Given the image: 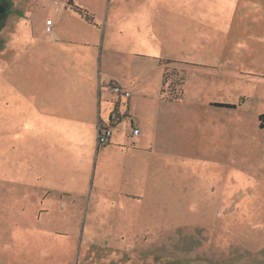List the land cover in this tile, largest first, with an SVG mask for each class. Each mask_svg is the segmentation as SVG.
<instances>
[{
	"label": "rangeland",
	"instance_id": "374dc122",
	"mask_svg": "<svg viewBox=\"0 0 264 264\" xmlns=\"http://www.w3.org/2000/svg\"><path fill=\"white\" fill-rule=\"evenodd\" d=\"M2 1L0 264L6 252L40 249L90 260L150 250L156 263L178 250L200 261L219 237L233 250L249 244L264 263V0H80L101 28L89 27L98 37L74 49L82 57L73 62L65 48L51 53L40 31L47 6L54 19L65 14L62 26L72 6ZM165 61L175 63L166 74L183 77V97L161 103L154 126ZM87 68L88 76L72 78ZM99 81L109 99L118 97L112 84L133 93L131 116L151 124L146 152L97 150L96 121H76L82 112L72 104L86 107L88 87ZM45 140L51 147L39 146Z\"/></svg>",
	"mask_w": 264,
	"mask_h": 264
},
{
	"label": "crops",
	"instance_id": "0c3cea01",
	"mask_svg": "<svg viewBox=\"0 0 264 264\" xmlns=\"http://www.w3.org/2000/svg\"><path fill=\"white\" fill-rule=\"evenodd\" d=\"M71 3L73 6H77L80 8L85 9L87 12L90 13V15L94 18V21L96 24H90L82 17L75 12L74 9L68 10V15L66 14V17L64 18L65 22L63 26L60 24V21L63 19V16L65 14L62 13V15L57 14V18L54 19V16L51 17V13L55 15L54 10L52 11L51 9L47 8V11H45V19L46 18H52L54 21V29L53 32L51 33H46L43 29V24H41V33L45 36H47V40L51 44V49L53 50L51 53H53L58 47L65 48V50L68 51L67 53V60L70 62H73L74 59H81L82 55H75L72 52L76 48H83L87 45L90 44L88 40L90 37L97 38V33L92 30L89 27H96L97 29L101 28L100 25L98 26V21L96 19V16L88 11L85 6L83 5L82 1L80 0H71ZM0 4H4L1 3ZM51 8V6H49ZM7 8V7H6ZM67 10V9H66ZM57 12V11H56ZM76 17V18H75ZM44 19V20H45ZM107 21V17H106ZM75 25V26H74ZM78 26V27H76ZM146 26L143 25V27ZM105 30V26L104 29ZM109 37L108 32L102 35V40L106 41L107 38ZM69 52L72 54L70 55ZM173 62V61H171ZM170 62V63H171ZM162 63V62H161ZM168 61H165V63H162L160 66V69L162 71V77H163V72L165 67H175V63L170 64ZM88 68L84 72V75H72V78H78L81 76L82 78L84 76H88ZM100 73V72H99ZM67 77V75H66ZM93 83L90 84V87H88V92H90V97H88V102L87 106L80 109L75 106V104H72V107L70 111H75V112H82V115L79 118H76L77 122H84L87 120H95L96 124L98 125L99 122H105L107 123L109 120V114L110 111L113 108H117L120 111V118L115 124V128L113 131V134L110 138V142L106 145L109 147H112V149H115L119 153L123 154L126 158H130L132 155H141L142 151L146 152V149H144L143 146H145V132H149L148 127L151 124H146L149 123L148 120H143L139 119V117H136L133 119L130 113V109L132 108L130 98L133 95L131 94L130 98H125L122 96L113 97L112 99H109L105 94L103 93L102 87L103 83L99 81V86L93 87L91 86ZM67 91L72 94V97H74L77 94V86H64ZM136 87V86H133ZM161 87H162V82H161ZM127 88V87H126ZM161 89V88H160ZM160 89L158 90V97H157V113L156 110L153 111L152 118L154 120L157 119L158 117V108H163L162 104L169 103L171 100H168L166 98H163L160 95ZM82 93H85L84 91ZM79 95V93H78ZM182 97H183V90H182ZM182 97L179 100H172V101H180L182 100ZM106 103L107 107L104 105ZM146 105V104H145ZM168 106V105H166ZM237 106V105H236ZM236 108V107H235ZM234 109V108H231ZM149 113L148 115H150ZM136 116V115H135ZM140 123L143 124L144 127L140 125ZM146 124V125H145ZM158 121L156 120L154 123V126H157ZM132 127H138L140 129V132L137 136H132L131 135V128ZM114 136V137H113ZM75 141L78 142V139ZM81 145V143H80ZM42 148H49L51 147L50 142L48 141H43L39 145ZM141 146V147H139ZM122 147V148H121ZM66 148V145L63 146V149ZM95 148L97 150L101 149L98 144H96ZM141 151V152H139ZM52 152L48 151V155L50 159V156ZM88 152H84L82 156H79L78 158H81V162L85 161L84 165L81 167L82 168H87V161H88ZM76 159V158H75ZM54 163L57 160H54ZM80 162V159H79ZM64 170V169H60ZM134 171V170H133ZM136 172V170L134 171ZM67 174H71V172H67ZM131 176V172L129 173ZM40 178H43V175H39ZM131 178V177H130ZM130 178L125 177L124 182H122L123 185H126L128 183V180ZM62 188V187H61ZM133 196H136L135 193H132ZM205 215V214H203ZM247 239V238H246ZM225 240V238H217L214 247H212V250L209 253V256L204 258L203 260H190L187 258V256H184L183 254L177 250V253H169V251H165L162 253L161 257V263H156L152 261V252L149 250H133L131 252V249L126 250V252L113 250L111 253L106 254L104 256L103 253H98L96 258H93L90 260V253H84L83 255H86L83 257L81 256V253L76 254L75 250H58L54 249L53 251L50 249H40V250H24L25 252L23 253L20 250H13L11 252H6L2 255L1 257V264H171L172 261L177 260V264H264L263 263V256L259 253L257 249H252L249 247V244H246L240 248L239 250L231 248V247H226L221 245L222 241ZM19 251V252H18ZM66 251V252H65ZM9 253H12V255H16L17 257L15 259H10ZM137 257V258H136ZM171 259V261H170ZM187 262V263H186Z\"/></svg>",
	"mask_w": 264,
	"mask_h": 264
},
{
	"label": "built area",
	"instance_id": "2783aa9c",
	"mask_svg": "<svg viewBox=\"0 0 264 264\" xmlns=\"http://www.w3.org/2000/svg\"><path fill=\"white\" fill-rule=\"evenodd\" d=\"M53 7L56 11H58L62 6H64L67 1L66 0H52ZM52 19L48 18L45 20V31L47 33L52 31ZM110 90L115 92L119 97L130 98L131 91L128 88L121 87L117 84H112L110 86ZM120 118V111L117 108H113L109 114V120L107 123L99 122L97 125V144L98 145H106L110 142V138L113 134L115 124ZM140 130L138 127L131 128V135L137 136Z\"/></svg>",
	"mask_w": 264,
	"mask_h": 264
},
{
	"label": "trees",
	"instance_id": "16d2710c",
	"mask_svg": "<svg viewBox=\"0 0 264 264\" xmlns=\"http://www.w3.org/2000/svg\"><path fill=\"white\" fill-rule=\"evenodd\" d=\"M68 5L72 6L75 10V12H77L82 19H84V21L90 23V24H96L94 21V18L90 15L89 12H87L86 10L77 7V6H73L71 3V0H66ZM1 3H4L7 7V4L5 1H2ZM5 14H0V17H3ZM165 71V70H164ZM175 72V71H174ZM176 73V72H175ZM177 74V73H176ZM179 75L183 76V74L181 72H179ZM168 78L170 79L169 84L166 83V81L168 80ZM182 83H183V77L182 78H178V80H173L171 75L166 74V72L163 73V78H162V88L160 89V95L163 98H166L168 100H179L182 97ZM175 85L179 86V88H174ZM216 106L218 107H223V108H235L236 104L233 103H215ZM258 121H259V128L264 129V114H260L258 116Z\"/></svg>",
	"mask_w": 264,
	"mask_h": 264
},
{
	"label": "water",
	"instance_id": "95a60500",
	"mask_svg": "<svg viewBox=\"0 0 264 264\" xmlns=\"http://www.w3.org/2000/svg\"><path fill=\"white\" fill-rule=\"evenodd\" d=\"M7 8L5 4H0V14H4L6 12Z\"/></svg>",
	"mask_w": 264,
	"mask_h": 264
}]
</instances>
